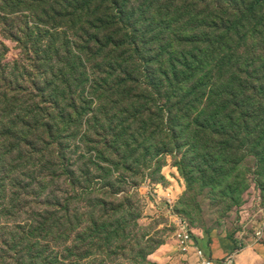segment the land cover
<instances>
[{"label":"trees","instance_id":"16d2710c","mask_svg":"<svg viewBox=\"0 0 264 264\" xmlns=\"http://www.w3.org/2000/svg\"><path fill=\"white\" fill-rule=\"evenodd\" d=\"M0 3L2 12L30 11L38 21L26 27L33 44L13 37L20 59L0 63V264H60L56 242L71 237L70 203L41 198L37 189L66 177L71 199L68 155L79 126L80 140L93 143L96 155H115L113 164L126 163L139 146L153 109L167 111L173 142L176 128L184 130L185 156H199L202 137L210 145L220 136L238 141L235 128L252 121L255 133L242 140L261 153L264 0ZM52 15L71 18V44L59 38L60 22L51 31L38 27ZM251 90L263 99L252 103Z\"/></svg>","mask_w":264,"mask_h":264},{"label":"rangeland","instance_id":"374dc122","mask_svg":"<svg viewBox=\"0 0 264 264\" xmlns=\"http://www.w3.org/2000/svg\"><path fill=\"white\" fill-rule=\"evenodd\" d=\"M13 12L0 9V63L4 64L18 61L22 54L13 37L21 44H33L26 27L38 22L33 12ZM64 15H52L48 23L49 18L41 15L49 25L38 27L51 31L60 22L63 30L57 34L64 44H71L75 40L71 18ZM249 96L252 103L263 99L256 90ZM158 110L149 113L155 118L146 132L140 131L139 146H132L135 151L126 163L113 164L118 160L111 153L96 155L93 143L80 140L83 125L77 134L71 131V199L65 194L66 177L37 189L41 198L70 203L71 237L56 242L60 264H181L176 241L180 220L187 222L191 232L221 231L229 236L244 226L255 230L264 222V136L258 155L253 154V145L242 140L248 132L255 133L257 122L252 121L248 129L235 128L242 136L238 141L220 136L210 145L202 137L199 156L193 158L185 156L184 130L176 128L179 138L173 142L167 111ZM199 131L206 134V129ZM86 147L89 156L84 154ZM85 167L88 182L82 173ZM65 245L70 252L63 250Z\"/></svg>","mask_w":264,"mask_h":264},{"label":"crops","instance_id":"0c3cea01","mask_svg":"<svg viewBox=\"0 0 264 264\" xmlns=\"http://www.w3.org/2000/svg\"><path fill=\"white\" fill-rule=\"evenodd\" d=\"M254 229L244 226L233 235V239L221 231L192 232V237L204 255L217 264L227 259L231 261L230 264H264V222ZM189 262L197 264V257L192 252L189 254Z\"/></svg>","mask_w":264,"mask_h":264},{"label":"built area","instance_id":"2783aa9c","mask_svg":"<svg viewBox=\"0 0 264 264\" xmlns=\"http://www.w3.org/2000/svg\"><path fill=\"white\" fill-rule=\"evenodd\" d=\"M176 241L181 256V264H192L189 262V254L192 252L197 257V264H217L210 258H207L203 251L198 248L192 237L191 229L187 222L180 220L176 232ZM231 261L227 259L221 264H230Z\"/></svg>","mask_w":264,"mask_h":264}]
</instances>
